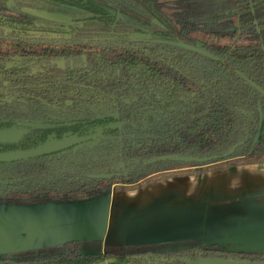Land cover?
I'll list each match as a JSON object with an SVG mask.
<instances>
[{
    "label": "trees",
    "instance_id": "trees-1",
    "mask_svg": "<svg viewBox=\"0 0 264 264\" xmlns=\"http://www.w3.org/2000/svg\"><path fill=\"white\" fill-rule=\"evenodd\" d=\"M15 1L16 8L0 10V130L24 121L57 127L0 145V154L88 137L96 128L104 133L92 147L0 163V206L83 202L165 179L264 165V137L257 143L264 132V0ZM26 6L73 13L76 25L66 33L23 13ZM139 39L201 47L219 60ZM71 59H85L86 67L53 65ZM113 124L120 127L107 129ZM239 142L245 144L226 161L144 165L161 157L219 156ZM99 174L120 176L88 177ZM94 245L67 242L0 263L150 264L155 256L194 254L264 262V255L202 244L178 252L85 254Z\"/></svg>",
    "mask_w": 264,
    "mask_h": 264
},
{
    "label": "crops",
    "instance_id": "crops-1",
    "mask_svg": "<svg viewBox=\"0 0 264 264\" xmlns=\"http://www.w3.org/2000/svg\"><path fill=\"white\" fill-rule=\"evenodd\" d=\"M73 241L103 251L202 244L264 253V165L165 179L83 202L0 206V257Z\"/></svg>",
    "mask_w": 264,
    "mask_h": 264
},
{
    "label": "water",
    "instance_id": "water-1",
    "mask_svg": "<svg viewBox=\"0 0 264 264\" xmlns=\"http://www.w3.org/2000/svg\"><path fill=\"white\" fill-rule=\"evenodd\" d=\"M140 42H152L155 44L167 45L176 48H180L189 52H193L199 54L207 59H211L213 61H218L219 59L209 52L205 51L201 47H195L183 43L173 42V41H162V40H149V39H139ZM59 68H64L59 65ZM247 81V80H246ZM249 84L256 88L258 91L262 92L261 89L256 87L253 83L249 82ZM137 99L127 100L125 103L127 105H132L136 102ZM120 125L109 126L107 129H116ZM56 127L50 124H42V123H34V122H16L15 125L9 129L0 130V145L5 144H17L21 140H23L26 136L32 133L35 130H53ZM99 134L88 136L84 138H70L64 140L62 142H51L45 145L38 146L37 148L28 150V151H19L13 153H5L0 154V163H14L23 160L36 159L43 156H49L56 153H60L66 151L74 146H78L81 143L88 142L93 138L99 137L103 134V130L98 131ZM245 142H239L235 144L227 153L214 157H205V158H197L193 156H170V157H161L150 160L146 162L144 165H154L156 163H166V162H174V163H184V164H201L206 165L208 163H212L214 161H226L230 159L236 151L242 147ZM119 174H99V175H89L88 177L96 180H112L115 177H119ZM122 264L118 260L107 261L103 264ZM199 264H264V262H252L249 260H221V259H203L199 262Z\"/></svg>",
    "mask_w": 264,
    "mask_h": 264
},
{
    "label": "rangeland",
    "instance_id": "rangeland-1",
    "mask_svg": "<svg viewBox=\"0 0 264 264\" xmlns=\"http://www.w3.org/2000/svg\"><path fill=\"white\" fill-rule=\"evenodd\" d=\"M17 1L15 0H0V10L2 12H6L7 8H16L17 7ZM22 8V7H21ZM23 13L27 14V15H30V16H34L35 18H39V19H44V20H48V21H55V22H59V23H63V24H68V20L69 18L67 17H64L63 15H66L67 14L65 12H51V11H48V10H44V9H39V8H32V7H24L23 9H21ZM8 11V10H7ZM200 68L202 69H205L207 68V66H205L204 64L202 63H199L197 64ZM97 134H99V132H97ZM95 134V135H97ZM264 137V132L260 131V134L258 135V139H257V143H259L261 141V138ZM101 137H96V138H93L92 140L88 141V142H85V143H81L79 144V146L77 147H90V146H94L96 145L99 141H100ZM192 246L193 245H197V244H191ZM200 245V244H198ZM190 244L188 245H181V246H175V247H167V248H161V249H150V251H160V252H172V251H183L184 249H191ZM206 247V246H205ZM209 248V246H208ZM215 248H219V247H214V246H211L210 249L213 250ZM92 249L93 251H90L88 253H103L105 251L102 250V248L99 246V245H94L92 246ZM220 249H225V248H220ZM225 250H228V249H225ZM126 252V251H125ZM127 252H130V253H142V252H147V250H144V249H140V250H136V249H132V250H127ZM234 253H250L248 251H238V250H233ZM253 253V252H251ZM35 254H39V253H35ZM34 254V255H35ZM24 253H18V254H13V255H10L8 257H5V258H12V259H15V260H18V259H21L22 257H24ZM28 255H31V254H28Z\"/></svg>",
    "mask_w": 264,
    "mask_h": 264
},
{
    "label": "flooded vegetation",
    "instance_id": "flooded-vegetation-1",
    "mask_svg": "<svg viewBox=\"0 0 264 264\" xmlns=\"http://www.w3.org/2000/svg\"><path fill=\"white\" fill-rule=\"evenodd\" d=\"M63 16L69 18L68 24H63V23H59V22H56V23H58L59 25H61V27H59L61 29V31H64L66 33L69 32V34H71L72 29H74V25H76V23L74 22L76 20L73 18V13H69V14H67V16L66 15H63ZM53 65H55L58 68H59V65L60 66H63L64 68H59L61 70H76V69L85 68L86 67V60L85 59H71V60H68V61H58V62L53 63ZM133 99H137V98H133ZM133 99H131V100H133ZM115 125H119V124H113L111 126H115ZM53 126L57 127L56 125H53ZM118 128H116V129H118ZM100 130H103V133H104V128H100V129H97L96 128V129L90 131V132H92L90 136H93V135L97 134V132L100 131ZM99 137H103V134L101 136H99ZM90 147H92V146H90ZM222 250H225V249H222ZM226 251L233 252V250H226ZM34 252L41 253L40 250L39 251L21 252V253H34ZM85 254H90V253H85ZM237 254H241V253H237ZM250 254H253V255H264V253H254V252L253 253L250 252ZM90 255H92V254H90ZM100 255H105V252L98 253L97 255H93V256H100ZM5 257H8V256H5ZM5 257H0V259H3ZM139 258L140 257L135 258V259L139 260ZM201 258H203V257H200L198 254H194L193 256H190V257H187V258H184V259L175 258V257L174 258H171L170 256H167V255L166 256H155L154 258H152L153 260H151L150 264H199V262L201 260H203ZM207 258H209V257H207ZM242 258H240V259H236V258H225L223 256L222 258L219 257V258H215V259H221V260H240V261L241 260H249V261H251L250 259H252V258H249V259H247V258L246 259L245 258L242 259ZM9 259H12V258H9ZM197 260H199L198 263L195 262ZM120 262L122 264H126V263H124L122 261H120Z\"/></svg>",
    "mask_w": 264,
    "mask_h": 264
}]
</instances>
